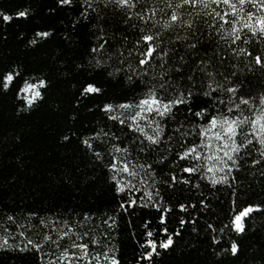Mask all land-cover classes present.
<instances>
[{
	"label": "snow or ice",
	"instance_id": "6c2138e0",
	"mask_svg": "<svg viewBox=\"0 0 264 264\" xmlns=\"http://www.w3.org/2000/svg\"><path fill=\"white\" fill-rule=\"evenodd\" d=\"M257 230L264 0H0V264H241Z\"/></svg>",
	"mask_w": 264,
	"mask_h": 264
},
{
	"label": "trees",
	"instance_id": "16d2710c",
	"mask_svg": "<svg viewBox=\"0 0 264 264\" xmlns=\"http://www.w3.org/2000/svg\"><path fill=\"white\" fill-rule=\"evenodd\" d=\"M24 0H4V5L7 7L15 8L18 5L22 4ZM21 27L27 28L30 27L28 24H22ZM10 31H15V29H10ZM25 124L29 121H24ZM41 136H43V131H41ZM89 206L84 205V208L87 210ZM93 210H95L93 206ZM244 244L246 245V250L244 255L240 257L241 264L244 260H248L249 264H252L253 259L255 264H264V232L261 231H249L242 237ZM201 247H205L204 244ZM210 264V261H209Z\"/></svg>",
	"mask_w": 264,
	"mask_h": 264
}]
</instances>
